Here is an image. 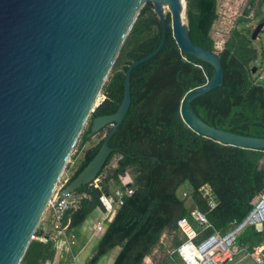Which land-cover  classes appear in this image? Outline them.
<instances>
[{"label": "trees", "instance_id": "obj_1", "mask_svg": "<svg viewBox=\"0 0 264 264\" xmlns=\"http://www.w3.org/2000/svg\"><path fill=\"white\" fill-rule=\"evenodd\" d=\"M254 2L250 0L249 6ZM263 3L264 0H258L253 16H260ZM249 6L239 21H250ZM185 16L193 43L215 50L210 31L218 17L217 0H186ZM169 23L170 15H166V38L161 50L131 72L130 106L109 138L108 145L113 151L98 173L118 155L115 166L103 175L102 187L119 185V176L130 171L135 189L123 197L122 205L107 223L97 252L87 264H96L102 255L117 246L120 250L113 264H142L167 230L173 232V244L177 246L181 242L176 235L177 222L188 214L187 206L191 203L207 213L216 229L225 232L247 215L264 192V149L219 143L194 131L181 118L179 108L184 94L207 82L213 68L178 48ZM161 34V21L148 1L133 23L102 87L104 100L95 107L86 130L78 138L79 150L90 139L87 134L92 119L118 109L128 66L152 53L160 43ZM218 54L224 70L222 84L194 98L191 107L213 127L264 137V84L257 82L258 77L254 78L250 66L257 59L251 36L232 29ZM105 136L84 152L68 182L94 157ZM205 184L211 188L216 202L210 211L199 191ZM182 190H187L190 198L182 199ZM88 192L89 187L85 185L74 193L84 216L95 208ZM263 237L264 222L247 226L238 236V243L254 246ZM55 254L52 241L31 240L20 264H44Z\"/></svg>", "mask_w": 264, "mask_h": 264}, {"label": "water", "instance_id": "obj_2", "mask_svg": "<svg viewBox=\"0 0 264 264\" xmlns=\"http://www.w3.org/2000/svg\"><path fill=\"white\" fill-rule=\"evenodd\" d=\"M148 1L162 24L160 43L128 66L118 109L92 119L88 137L107 125L111 129L60 196L89 186L112 153L109 138L131 102V72L161 50L167 14L178 48L213 68L207 82L189 89L181 99L185 124L219 143L264 149V137L213 127L191 107L194 98L222 84L224 70L215 50L191 40L186 0H0V264L21 263L71 151L98 106L113 63ZM263 26L260 22L255 27L251 39ZM101 192L96 185L88 194L95 206L104 208ZM84 217L82 206L77 207L70 225H78Z\"/></svg>", "mask_w": 264, "mask_h": 264}, {"label": "built area", "instance_id": "obj_3", "mask_svg": "<svg viewBox=\"0 0 264 264\" xmlns=\"http://www.w3.org/2000/svg\"><path fill=\"white\" fill-rule=\"evenodd\" d=\"M64 170L59 177L52 194L46 204L44 214L32 240L41 242L52 241L56 254L52 260H46L44 264H64L62 258L71 253L72 246L76 243L75 233L71 230L69 213L77 208L74 193L60 196V191L66 186L70 176L63 178ZM97 175L90 185H99L101 189V201L104 206L103 217L94 224V228L100 230L109 221V215L123 203V197L131 195L134 191L132 177L128 173L119 176V185H110L109 189L103 188L100 177ZM201 196L206 199L208 210L216 206L211 188L203 185L199 189ZM105 192L108 193L105 196ZM182 199L190 198L187 190L180 193ZM76 204V205H75ZM188 214L177 222V232L181 242L168 253L173 259L176 256L183 264H236V257L242 254L241 259L251 258L255 264H264V237L254 246L238 243V236L247 226H259L264 222V194H260L247 215L237 224L225 232L216 229L209 220L207 213L200 210L194 203L188 204ZM150 264H156L151 263Z\"/></svg>", "mask_w": 264, "mask_h": 264}, {"label": "rangeland", "instance_id": "obj_4", "mask_svg": "<svg viewBox=\"0 0 264 264\" xmlns=\"http://www.w3.org/2000/svg\"><path fill=\"white\" fill-rule=\"evenodd\" d=\"M257 3H258V0H255L254 4L252 6H249V5H251L250 0H217L218 17L215 20V22L213 23V26H212L211 31H210V34H211V36L215 42V51L217 53H219L222 50L223 45H224L225 41L228 39V37L230 36L232 29L240 30L242 33L247 34L250 37L253 30L255 29V27L260 22H264V3L261 6L260 16H257V17L253 16L255 7L257 6ZM246 6H249V10H248L249 12L247 14V17L250 19V21L249 22H241V21H239V18L242 16H245L243 14V11H244ZM167 15H169V14H167ZM185 21H187L186 16H185ZM263 33H264V26H263L262 30L260 31V33L257 35V37L255 39H253V44L259 51H262L261 47L264 46ZM261 61H263V58H261V56H259L256 61L250 63V66L252 68H255V71L253 72L254 78H257L259 73L261 72V68L263 67V66H261ZM103 100H104V96L101 93L99 96V100L97 102V105H99ZM87 125H88V122L86 123V125L84 126L82 131L86 130ZM106 133H107V129H104L103 131H99L98 133H96L94 136L89 137L90 138L89 141L80 150L78 149L79 148V142L77 140L78 144L76 143L75 147L71 151L68 162H67L65 169H64L63 178L70 176L76 170V167L80 163L84 152L87 151L88 149H90L96 143L100 142L101 139L106 135ZM118 158H119L118 155L113 156L110 163L103 169V171H102L103 175H105V172L107 174L108 173L107 171L110 168L115 166L116 160ZM128 174L132 177L130 171ZM103 178H104L103 176L100 177L101 182H102ZM263 194H264V192H263ZM89 218L91 221V219L93 218V215L90 216ZM71 228L74 229V231H76V232L78 231V226H73ZM176 235L180 239V235L178 234V232H176ZM81 245H82V243L77 247V250L79 249V247ZM173 248H174L173 232L167 230L162 234L160 242L152 250L153 253L151 252L152 262H154L156 264H162V262L164 263V261L168 260L169 264H183L174 255H173V259H171L168 251L173 249ZM97 250H98V247H97ZM97 250H96V252H97ZM117 251H118V249L110 250L109 252L104 254L105 256L103 258L99 259V261L96 264H105L107 259L114 256ZM94 254L95 253H93V255ZM83 255L84 254L79 256V254H78L77 257L75 258L74 262H77L78 264H80V262H82L81 264H87L88 261L90 260L91 256L86 257V260L82 261ZM241 256H242V254L237 256L236 261L239 258H241ZM245 259L246 260H244L243 263H240V261H239L236 264H255L251 258H245ZM72 264H75V263H72Z\"/></svg>", "mask_w": 264, "mask_h": 264}, {"label": "crops", "instance_id": "obj_5", "mask_svg": "<svg viewBox=\"0 0 264 264\" xmlns=\"http://www.w3.org/2000/svg\"><path fill=\"white\" fill-rule=\"evenodd\" d=\"M263 47H261L262 51H259L257 49V58L259 56H261V58H263V61H261V66H263V67L261 68V72L259 73L258 79H257V82L258 83H262V84H264V48ZM116 209L117 208H115L114 211L110 213L109 221H107L105 223L104 227L102 229H100V230L95 229L94 228V224L103 217L104 209L103 208H99L97 206H95V208L92 210V212L90 214H88L87 216L84 217V219H83V221L81 223L76 225V226H78V231L77 232L74 231V229L71 228V230L75 233L76 243L72 246L71 253L68 254L67 256H64L62 258V262L64 264H72V263L78 264L77 262H74V260H75V258L77 257L78 254H79V256L84 254L82 256V261H85L86 257H89V256L92 257L93 253H96V250H97L98 244L100 242V239L102 238V236H103V234H104V232L106 230L107 223L110 222L112 220V218L114 217ZM92 215H93V218L90 221L89 217L92 216ZM71 218H72V215H70V217H69V222H70ZM71 227H73V226H71ZM81 243H82V245L77 250V247ZM113 249H118V251L116 252V254L114 256H112L111 258L107 259L105 264H113L114 259H115V257L117 256V254H118V252L120 250V247L117 246V247H115ZM104 256L105 255H102L99 259L103 258ZM99 259H98V261H99ZM244 260H246V259L239 258L237 260V262L240 261V263H243ZM150 262L154 263L151 260V254L144 258L142 264H150ZM81 263L82 262H80V264Z\"/></svg>", "mask_w": 264, "mask_h": 264}, {"label": "flooded vegetation", "instance_id": "obj_6", "mask_svg": "<svg viewBox=\"0 0 264 264\" xmlns=\"http://www.w3.org/2000/svg\"><path fill=\"white\" fill-rule=\"evenodd\" d=\"M109 128V129H108ZM104 129H107V133H108V131L111 129V127H110V125H107V126H105L103 129H101L100 131H103ZM106 133V134H107ZM74 173V172H73Z\"/></svg>", "mask_w": 264, "mask_h": 264}, {"label": "bare ground", "instance_id": "obj_7", "mask_svg": "<svg viewBox=\"0 0 264 264\" xmlns=\"http://www.w3.org/2000/svg\"><path fill=\"white\" fill-rule=\"evenodd\" d=\"M164 10H165V14H166L168 12L167 6L164 7Z\"/></svg>", "mask_w": 264, "mask_h": 264}]
</instances>
